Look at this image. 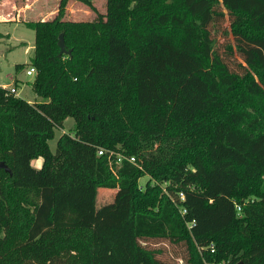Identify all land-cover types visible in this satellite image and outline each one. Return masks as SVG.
I'll return each mask as SVG.
<instances>
[{"label":"trees","instance_id":"trees-1","mask_svg":"<svg viewBox=\"0 0 264 264\" xmlns=\"http://www.w3.org/2000/svg\"><path fill=\"white\" fill-rule=\"evenodd\" d=\"M25 24L43 101L0 86V264H264V0H106ZM100 188L128 199L96 207Z\"/></svg>","mask_w":264,"mask_h":264},{"label":"rangeland","instance_id":"rangeland-1","mask_svg":"<svg viewBox=\"0 0 264 264\" xmlns=\"http://www.w3.org/2000/svg\"><path fill=\"white\" fill-rule=\"evenodd\" d=\"M15 4H27V11L21 21L9 22L12 15H5L3 22H0V86L2 84L17 85L19 96L31 102H41L43 98L37 96L32 90L31 81L34 75H27L26 70L30 66V59L33 55L34 31L27 27L25 22L37 19H51L59 14L67 20H89L96 16V12H105L106 0H92L93 7L79 0H66L59 8L60 0H16ZM7 12L10 13V6L6 5ZM59 8V9H58ZM14 15V14H13ZM24 20V22H22ZM223 39L219 37L221 43ZM20 64L22 67L16 68ZM74 119L68 117L63 122L62 128H56L54 137L48 144L52 152L55 151L56 142L62 133L73 134ZM32 166L39 168L42 164L41 158L33 159ZM148 180L147 175H143L139 180V186L144 187ZM264 188V182H263ZM128 199L125 190H112L100 188L97 192L96 207L105 204L109 208L117 210ZM150 246L163 247L165 252L163 257H168L169 246L166 241H149Z\"/></svg>","mask_w":264,"mask_h":264},{"label":"crops","instance_id":"crops-1","mask_svg":"<svg viewBox=\"0 0 264 264\" xmlns=\"http://www.w3.org/2000/svg\"><path fill=\"white\" fill-rule=\"evenodd\" d=\"M14 1H16V0H0V22H3L2 20H4L5 15L6 16L12 15V20H11V18H9V20H10L9 22L21 21L20 17L25 16L24 13H26L27 7H28L27 4L24 5L23 3H20L17 6L15 4L16 2H14ZM6 5H9L10 6L9 8H11L10 13L7 12V8L5 7ZM22 22H24V20H22ZM1 86L6 87V88L14 87V85H12V84H10V85L2 84ZM16 92H17V95L19 96V92L17 91V85H16ZM27 101L31 102L30 100H27Z\"/></svg>","mask_w":264,"mask_h":264},{"label":"built area","instance_id":"built-area-1","mask_svg":"<svg viewBox=\"0 0 264 264\" xmlns=\"http://www.w3.org/2000/svg\"><path fill=\"white\" fill-rule=\"evenodd\" d=\"M26 74L27 75H34L35 74V68L33 66H29L28 69L26 70ZM11 89L14 90L13 87H11ZM105 153H109V155L112 157V159H111L112 163H115L116 166H119L123 160H126L135 166H139L138 161H137L135 156H132V155L127 156L125 154H122V153L115 151V150H112V149L99 148L97 150L98 155H103ZM179 198L183 199L182 193H180ZM181 211H182V213L186 212L185 209H182ZM213 250H214L213 246H210V251L213 252Z\"/></svg>","mask_w":264,"mask_h":264},{"label":"water","instance_id":"water-1","mask_svg":"<svg viewBox=\"0 0 264 264\" xmlns=\"http://www.w3.org/2000/svg\"><path fill=\"white\" fill-rule=\"evenodd\" d=\"M57 45L59 47V53H58L59 55L70 54V51L66 50L65 48V43H64V38H63L62 33H60L58 36ZM0 168H3L6 172L10 173V169L7 167V165L3 161H0Z\"/></svg>","mask_w":264,"mask_h":264}]
</instances>
